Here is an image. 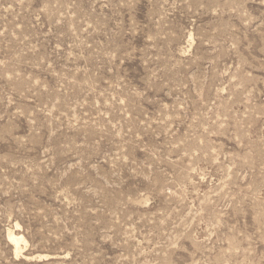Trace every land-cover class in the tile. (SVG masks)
<instances>
[{
  "label": "rangeland",
  "instance_id": "rangeland-1",
  "mask_svg": "<svg viewBox=\"0 0 264 264\" xmlns=\"http://www.w3.org/2000/svg\"><path fill=\"white\" fill-rule=\"evenodd\" d=\"M0 264H264V0H0Z\"/></svg>",
  "mask_w": 264,
  "mask_h": 264
},
{
  "label": "bare ground",
  "instance_id": "bare-ground-1",
  "mask_svg": "<svg viewBox=\"0 0 264 264\" xmlns=\"http://www.w3.org/2000/svg\"><path fill=\"white\" fill-rule=\"evenodd\" d=\"M17 226L19 225L17 224ZM8 237H9L10 242L14 245L15 254H16L15 256H20L22 254V249H24L22 248L21 244L22 242H25V238L21 234H17L13 231H9Z\"/></svg>",
  "mask_w": 264,
  "mask_h": 264
}]
</instances>
